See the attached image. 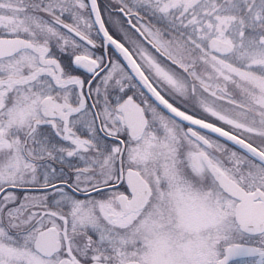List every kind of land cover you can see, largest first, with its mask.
Listing matches in <instances>:
<instances>
[{"label": "snow or ice", "instance_id": "obj_1", "mask_svg": "<svg viewBox=\"0 0 264 264\" xmlns=\"http://www.w3.org/2000/svg\"><path fill=\"white\" fill-rule=\"evenodd\" d=\"M0 264H264V0H0Z\"/></svg>", "mask_w": 264, "mask_h": 264}]
</instances>
